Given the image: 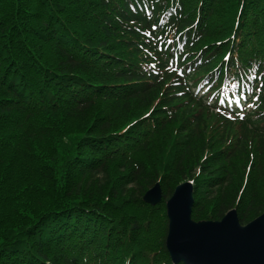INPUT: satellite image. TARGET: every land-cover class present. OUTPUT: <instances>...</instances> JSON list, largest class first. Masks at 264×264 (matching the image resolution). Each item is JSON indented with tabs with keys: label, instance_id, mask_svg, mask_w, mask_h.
Listing matches in <instances>:
<instances>
[{
	"label": "trees",
	"instance_id": "trees-1",
	"mask_svg": "<svg viewBox=\"0 0 264 264\" xmlns=\"http://www.w3.org/2000/svg\"><path fill=\"white\" fill-rule=\"evenodd\" d=\"M178 1L0 0V264H80L75 250L94 244L103 248L98 264H172L166 232L151 251L156 247L152 239L138 242L135 224L118 219L114 211L116 203L128 200L150 208L142 195L166 170L163 161L158 166L156 156L143 159L144 165L139 160L134 176L126 177L116 161L123 162L134 146L141 151L148 145L151 137L128 141L146 117L137 109L155 102L162 110L179 107L178 117L160 116L166 123L159 119L156 124L163 128L156 133L177 117L184 139L196 136L191 142L202 143L203 136L195 135L200 112L185 111L183 104L208 110L203 97L187 87L205 74L217 73L220 80L224 73H237L255 97L244 119L222 116L226 124L241 127V133L237 149L225 153L215 148L221 151L219 162L223 159L225 165L244 152L251 136L262 137L264 0H230L233 13L222 40L208 33L219 0H197L192 9L186 0ZM194 10L201 18L191 14ZM163 11L169 15L165 20ZM204 38L211 41L204 44ZM170 62L190 63L192 72L187 69L178 78L169 72ZM132 114L136 118L118 129L122 120L117 117ZM189 115L184 127L183 117ZM69 121L74 127H67ZM149 122L151 117L142 124ZM191 145H181L172 171L159 181L158 203L165 204L178 183L202 179L208 195L220 201L207 217L199 205L195 211V200L192 218L219 220L235 208L244 225L264 211L252 198L243 205L242 191L236 200L227 197L234 182L228 172H214L216 167L204 163L202 176L192 177ZM206 153L203 159L214 156ZM200 188L193 187V196L200 195Z\"/></svg>",
	"mask_w": 264,
	"mask_h": 264
},
{
	"label": "rangeland",
	"instance_id": "rangeland-1",
	"mask_svg": "<svg viewBox=\"0 0 264 264\" xmlns=\"http://www.w3.org/2000/svg\"><path fill=\"white\" fill-rule=\"evenodd\" d=\"M174 1H177L179 3L178 0H174ZM196 2L197 0H186V4L189 9L194 8ZM233 7L234 5H231L230 0H219L217 5L215 6V13L213 14V16L211 17L208 23V28H209L208 33H211V36H215L221 40L225 38L227 33L225 31V24L227 25L228 20L231 19V15L233 13V12L231 13V8ZM258 13L262 14L259 11ZM191 14L192 15L199 14L198 17L201 18V13H199L197 10L192 11ZM203 16L205 18L207 17L206 15ZM188 17L191 18L189 15ZM255 39L256 41L258 40L257 37ZM214 40L217 41V39ZM209 41H211V39L204 38L203 43L207 44ZM227 48L228 45H226V47L223 50ZM207 53H212V52L207 51ZM212 55L217 56L218 54L212 53ZM215 62L217 61L215 60ZM164 102L165 99L162 101V103ZM183 106L185 108V111L200 112L198 113L200 114V120H198V122L196 123V125L200 127L198 128L200 130H197L195 135L203 136L204 138L203 142L200 144L195 143L194 140L193 142H191V140L195 139L196 136L192 137V139L190 138L189 140L184 139L183 137L185 136L184 133L182 136L181 132L177 131L179 128V124L182 123L177 119V117L179 116L177 115L178 114L177 109H179V107L177 109L175 108L169 111H167V109L162 110L164 108L160 105V103L157 104L155 102L151 104L150 108H146V107H143V109L138 108L137 113H140L141 115L142 113H145L146 117L138 121V123L135 125L138 126V130L135 131L136 133H134V135L130 137L131 139L128 142L131 144V142L136 143V140L142 141L143 139L149 137H151V139H149L148 145H146L144 149H142L141 151L138 150V147L132 145L136 149L135 152L133 153L130 152L131 154L129 153L123 156L125 158L123 162L116 161L117 163H120V165L123 167L124 177H126V175L134 176L133 173L136 172V167L139 166V162H138L139 160L142 162L143 159H150L151 161L156 156L159 158L158 166H159V162L163 161V166L166 169L162 173L161 171L158 172L157 182H159L160 180H164L172 171V167L174 166L175 161L178 159L182 151L181 145L192 144L190 146L191 147L190 168L193 167L192 177L199 176L198 178H200L201 170H203L202 165H204V163H207V165H209L212 168L216 167L215 170L213 169L214 172H219L222 174L228 172L233 177L234 182L230 186L227 192V197L229 199L233 200L234 198V200H236L239 194L241 193L240 191H242L240 195L243 197V205L246 203V201L251 200V198L252 200H256V205L258 204L264 205V136L263 135L262 137L260 136L254 137V135L251 136L247 141V146L245 147L244 152L238 154L235 159H232L230 162L227 161V163L223 165L225 161L222 159L219 162L220 158L218 152L221 153L220 150H222V148L225 153H230L231 151L237 149V145H238L237 136H239V134L241 133V127H238L236 123H233V126L226 124L222 116L214 112H211L210 110H206V109L200 110L196 104L195 105L183 104ZM162 111L165 112L163 113ZM173 113L174 115H177V117H175L169 125L164 127L163 130L156 133L157 127L163 128V126H157L156 122L160 119V121H162V124L163 122L166 123V121L163 118L164 117L170 118L171 114ZM133 115L135 114H132L130 118L125 117L124 119L121 117H117L122 120L119 123L118 129L127 125L129 121L134 120L136 117H133ZM201 115H204L205 118L204 120L201 119ZM160 116H164V117L162 118ZM148 117H151V122L147 124H142L143 122H145V119ZM190 117L191 115L183 117L184 127L188 126L189 122L191 121ZM70 123L71 121L68 122L67 127H74V125H71ZM151 124H153V126H151ZM79 127L80 126L78 125V128ZM174 128L177 131L176 133ZM195 130L196 128L194 129V131ZM120 144L124 147L122 143ZM207 145L209 146V149L207 151L205 149L202 150V148H204V146ZM215 148H219L220 150ZM214 149L218 150L217 153L215 152L212 153ZM204 153L208 155L213 154L214 156H209L203 159L205 157ZM128 162H130L131 164L130 168L129 166H127ZM137 163L138 165L136 166ZM216 163H218L219 166L221 165L223 166L219 167L218 165H216ZM142 165H144L143 162ZM148 172L149 171H147V173ZM115 173L118 174L117 171H114V174ZM202 182H203L202 179L198 183H195V181L192 180L194 186L198 184V186L201 187L200 189H198L200 195L195 194L193 197L194 201L195 200L197 201V206L195 208V211L199 210L198 207L199 205L200 209L207 210L205 214H207L208 215L207 217H209L211 214H214L215 209L218 206L219 204L218 202L220 200L218 198L215 199L211 198L208 195V193L205 191ZM163 184L166 185L167 183H163ZM238 191L240 193H238ZM137 203L139 202L129 201V200L126 204L122 202L116 203L114 205L115 214L118 219H121L130 226L133 223L135 224L134 226L138 228V231L136 232L138 242H144L148 238H151L152 241L156 244V247L149 248L147 246L148 244L147 245L145 243L144 244L151 251L157 250L156 248L161 242V239L163 238L167 228L166 212L163 211V209H165V204L161 203L164 204V206H162L160 203H158L154 206L149 205L150 208H147ZM240 205L241 203H239V207ZM193 220L198 221L195 218H193ZM199 220H203V219H199ZM204 220H209V218H206ZM86 246H90V245H86ZM91 246L93 247H91L90 249L82 248L75 250V252L78 255L80 264H98L96 262V258L99 254L98 252L101 253L103 251V248L101 247L97 248L95 244ZM141 246L146 251L144 245L141 244Z\"/></svg>",
	"mask_w": 264,
	"mask_h": 264
},
{
	"label": "water",
	"instance_id": "water-1",
	"mask_svg": "<svg viewBox=\"0 0 264 264\" xmlns=\"http://www.w3.org/2000/svg\"><path fill=\"white\" fill-rule=\"evenodd\" d=\"M161 200L158 182L147 189L142 201L155 205ZM165 247L173 263L264 264V212L241 225L235 209L220 220L194 221L192 183L175 186L166 200Z\"/></svg>",
	"mask_w": 264,
	"mask_h": 264
},
{
	"label": "snow or ice",
	"instance_id": "snow-or-ice-1",
	"mask_svg": "<svg viewBox=\"0 0 264 264\" xmlns=\"http://www.w3.org/2000/svg\"><path fill=\"white\" fill-rule=\"evenodd\" d=\"M225 59H227V57H225Z\"/></svg>",
	"mask_w": 264,
	"mask_h": 264
}]
</instances>
